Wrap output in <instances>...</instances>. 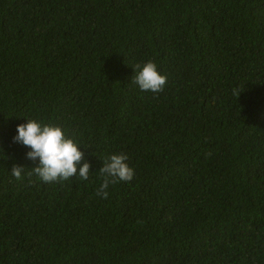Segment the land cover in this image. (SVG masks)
I'll return each instance as SVG.
<instances>
[{
    "label": "trees",
    "instance_id": "trees-1",
    "mask_svg": "<svg viewBox=\"0 0 264 264\" xmlns=\"http://www.w3.org/2000/svg\"><path fill=\"white\" fill-rule=\"evenodd\" d=\"M23 117L88 179L35 176ZM109 153L133 175L101 198ZM0 264H264V0H0Z\"/></svg>",
    "mask_w": 264,
    "mask_h": 264
},
{
    "label": "clouds",
    "instance_id": "clouds-1",
    "mask_svg": "<svg viewBox=\"0 0 264 264\" xmlns=\"http://www.w3.org/2000/svg\"><path fill=\"white\" fill-rule=\"evenodd\" d=\"M131 68L133 74L130 80L140 91L158 93L163 89L166 77L157 70V65L152 60L137 63ZM11 140L25 146V158L36 162L31 171L42 182L67 180L73 175L79 176L81 180L88 179L89 164L86 160L82 161L80 144L65 135L60 125L24 118L23 123L15 125ZM2 154L5 157L3 151ZM127 161L125 153H109L103 159L97 170L101 176L96 188L97 196L105 197L110 183L132 178L133 169ZM23 169V165L13 164L9 172L13 177L19 178Z\"/></svg>",
    "mask_w": 264,
    "mask_h": 264
}]
</instances>
